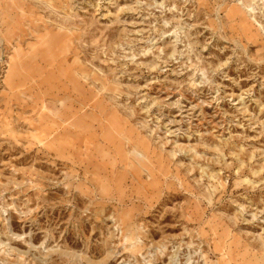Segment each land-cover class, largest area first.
Here are the masks:
<instances>
[{"label": "rangeland", "instance_id": "obj_1", "mask_svg": "<svg viewBox=\"0 0 264 264\" xmlns=\"http://www.w3.org/2000/svg\"><path fill=\"white\" fill-rule=\"evenodd\" d=\"M0 264H264V0H0Z\"/></svg>", "mask_w": 264, "mask_h": 264}, {"label": "bare ground", "instance_id": "obj_2", "mask_svg": "<svg viewBox=\"0 0 264 264\" xmlns=\"http://www.w3.org/2000/svg\"><path fill=\"white\" fill-rule=\"evenodd\" d=\"M133 147H135V146H133ZM135 153H137L139 156H142V157H146L143 153H142V151H135Z\"/></svg>", "mask_w": 264, "mask_h": 264}]
</instances>
